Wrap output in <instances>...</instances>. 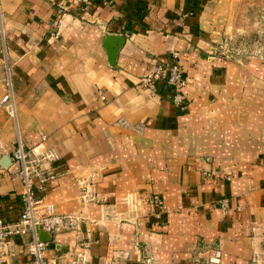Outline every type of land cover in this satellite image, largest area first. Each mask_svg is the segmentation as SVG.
<instances>
[{"label": "crops", "instance_id": "1", "mask_svg": "<svg viewBox=\"0 0 264 264\" xmlns=\"http://www.w3.org/2000/svg\"><path fill=\"white\" fill-rule=\"evenodd\" d=\"M70 1L0 0V215L16 221L23 209L17 164H2L20 138L57 155L34 175L38 195L85 218L52 235L51 261L85 252L86 264H208L221 249L222 264H264V64L212 55L233 0H91L59 13ZM106 33L125 36L114 65ZM173 52L188 77L183 107L165 83L140 85ZM7 61L16 118L2 103ZM86 167L101 171V203L81 200ZM30 238L15 239L14 262L31 264Z\"/></svg>", "mask_w": 264, "mask_h": 264}, {"label": "built area", "instance_id": "2", "mask_svg": "<svg viewBox=\"0 0 264 264\" xmlns=\"http://www.w3.org/2000/svg\"><path fill=\"white\" fill-rule=\"evenodd\" d=\"M91 0H74L70 2H59L57 8L59 13L70 11L71 5L88 6ZM55 34V33H54ZM57 34V33H56ZM57 37V35H55ZM180 53L173 52V61H158L141 78L140 85L147 89L155 88L158 82L165 83L172 91L173 102L183 107L186 99V87L188 77L182 65L179 62ZM9 91L2 98L11 117H17V105L15 94L12 89L11 69L7 67ZM118 123L128 126L125 119H120ZM46 137L44 136L43 139ZM37 150V149H36ZM28 150L24 147L23 141L19 138L16 148L12 154V160L17 164V169L13 171V179H21L24 183L22 193V211L16 221H7L0 215V262L3 264H19L12 259L20 254L14 249L13 244L18 237L30 236L26 244V252L31 256V264H86L87 256L85 252H78L75 259L68 263L51 261L47 256L49 241H41L37 237L36 229L40 227L42 231L54 234L59 231H80L85 220L82 213L59 214L55 211L52 204L46 203L43 197H40L33 185L34 175L41 174L40 166L44 160L56 158V153L49 151ZM51 178L55 177L50 173ZM101 171L95 167H86L82 174L77 177V184L80 188V197L84 203L102 202V197L98 192V183L100 181ZM45 179V178H44ZM128 202L134 207L139 203L135 198L127 197ZM155 216L163 220L165 214V202L159 193H154L149 199ZM220 207L224 212L229 211V202L227 199L220 202ZM90 241H83L81 247L84 250L89 249ZM222 250L218 249L214 255L209 258L208 264H222ZM183 264V263H171Z\"/></svg>", "mask_w": 264, "mask_h": 264}, {"label": "rangeland", "instance_id": "3", "mask_svg": "<svg viewBox=\"0 0 264 264\" xmlns=\"http://www.w3.org/2000/svg\"><path fill=\"white\" fill-rule=\"evenodd\" d=\"M227 11L228 26L212 55L264 64V0H233Z\"/></svg>", "mask_w": 264, "mask_h": 264}, {"label": "water", "instance_id": "4", "mask_svg": "<svg viewBox=\"0 0 264 264\" xmlns=\"http://www.w3.org/2000/svg\"><path fill=\"white\" fill-rule=\"evenodd\" d=\"M124 43H125V36L123 35L112 34V33L105 34V37L103 38V47L107 51L109 62L111 65L115 64L118 53L121 47L124 45ZM9 163H11V157L10 156L4 157L2 160V164L5 166H8ZM36 232H37V237L39 240L41 241H51L52 240L53 234H49L45 231H42L40 227H37Z\"/></svg>", "mask_w": 264, "mask_h": 264}]
</instances>
